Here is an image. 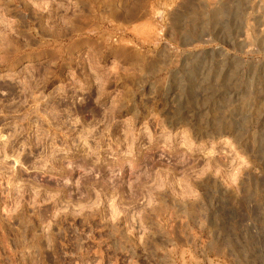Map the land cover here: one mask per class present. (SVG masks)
Returning a JSON list of instances; mask_svg holds the SVG:
<instances>
[{"label": "rangeland", "instance_id": "rangeland-1", "mask_svg": "<svg viewBox=\"0 0 264 264\" xmlns=\"http://www.w3.org/2000/svg\"><path fill=\"white\" fill-rule=\"evenodd\" d=\"M0 264H264V0H0Z\"/></svg>", "mask_w": 264, "mask_h": 264}]
</instances>
